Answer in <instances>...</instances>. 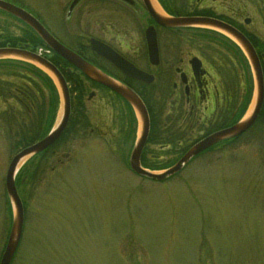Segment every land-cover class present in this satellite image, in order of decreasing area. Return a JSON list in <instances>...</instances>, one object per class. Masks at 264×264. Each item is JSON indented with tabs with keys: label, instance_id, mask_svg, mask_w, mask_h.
I'll list each match as a JSON object with an SVG mask.
<instances>
[{
	"label": "flooded vegetation",
	"instance_id": "af4514ba",
	"mask_svg": "<svg viewBox=\"0 0 264 264\" xmlns=\"http://www.w3.org/2000/svg\"><path fill=\"white\" fill-rule=\"evenodd\" d=\"M2 1L31 15L60 45L138 97L149 120V133L139 155L141 168L172 167L195 144L228 129L235 124L233 120H240L244 115L245 98L249 96L252 100L256 96L249 64L234 39L210 28L167 29L154 20L152 13L161 12L171 18L212 20L236 31L258 59L264 90V0H256L263 8L259 10L260 21L250 17L246 0H81L69 13L74 1L70 0L65 18H74L73 34L65 24L63 9L59 7L54 6L57 27L53 32L38 16L29 13L19 0ZM181 2L186 3L188 16L174 15L172 8ZM0 14L23 26V30L19 31L21 36L5 30L6 35L1 34L0 41L6 38L8 41L0 49H19L31 53L41 51L48 55L46 59L51 65V59L60 58L27 26L9 15ZM84 19H93L92 24L89 25ZM27 35L36 37L42 43L37 40L36 43H22ZM148 36L155 38L158 55L155 66L149 61ZM14 39L21 41L12 43ZM92 40L112 50L136 70L152 77V82L148 84L125 75L92 50ZM214 47L221 56L230 57V62L226 57V63ZM55 68L69 89V119L61 136L49 148L29 160L32 167L29 175L19 181L23 184L29 182L27 193L35 194L38 183L44 178L62 179L69 163L74 160L85 162L86 155L91 153L102 156L101 153L107 152L109 165L117 163L134 175L130 170V159L138 140V119L132 107L116 93L88 80L70 65L63 68L64 74L61 69ZM229 68L236 72L239 68L244 73L230 77L225 72ZM29 90L36 95V103H39L38 91L24 78L19 80L17 87L6 93L8 96L4 97L1 92L0 122L6 128L4 112L7 106L21 108L24 100L31 108L30 112L27 103L24 104L26 112L37 114L36 100L33 102L27 97ZM40 92L46 97L45 88L42 87ZM9 131L13 137L18 135L15 131ZM49 132L32 145L40 142ZM90 143L91 146H88ZM12 145L17 151L25 148L19 147L17 142ZM249 147L261 153L264 159V91L259 114L244 134L215 145L196 156L191 163L197 161L205 166L211 155L218 154L223 159L230 151Z\"/></svg>",
	"mask_w": 264,
	"mask_h": 264
},
{
	"label": "rangeland",
	"instance_id": "374dc122",
	"mask_svg": "<svg viewBox=\"0 0 264 264\" xmlns=\"http://www.w3.org/2000/svg\"><path fill=\"white\" fill-rule=\"evenodd\" d=\"M19 1L53 32L55 7L63 9L67 28L75 31L74 18H65L70 0ZM260 6L246 0L254 21H260ZM5 30L21 36L23 26L0 14V35ZM237 69L225 72L242 76ZM2 82L12 79L2 72ZM253 106L254 98L247 114ZM15 140L0 122V258L10 228L4 177ZM101 154L69 163L62 179L44 178L35 194L27 193L28 181L17 184L24 223L11 264H264V159L254 148L223 159L211 155L205 166L192 162L162 183L109 165L108 153ZM30 168H23L20 180Z\"/></svg>",
	"mask_w": 264,
	"mask_h": 264
},
{
	"label": "water",
	"instance_id": "95a60500",
	"mask_svg": "<svg viewBox=\"0 0 264 264\" xmlns=\"http://www.w3.org/2000/svg\"><path fill=\"white\" fill-rule=\"evenodd\" d=\"M81 0H74L69 8V13L75 8L78 2ZM0 11L4 12L28 26L41 40L42 42L51 48L61 59L66 61L69 65L74 67L80 73H82L90 81L98 83L105 88L113 91L118 96L123 98L137 113L140 121V139L131 154L130 169L137 175L144 179L152 182L160 183L178 174L193 158L200 153L219 144L223 141L236 138L246 132L255 122L260 108L263 103V83L261 69L259 66L258 59L250 48L248 43L233 29L225 26L224 24L216 21L199 19V18H170L160 13H152L154 20L162 27L168 29H185V28H210L217 30L230 38L234 39L239 46L242 48L248 63L250 65L252 75L255 82V103L248 115H246L241 121L233 125L232 127L216 132L199 143L195 144L189 149L183 157L171 168L163 172H150L141 168L139 164V155L146 141L149 121L146 110L138 99L130 90L118 85L113 80L108 78L99 72L89 63L82 60L80 57L69 51L67 48L60 45L42 26L39 22L34 19L31 15L25 11L8 4L0 0ZM92 50L106 59L108 62L113 64L117 69L123 72L125 75L150 84L152 77L136 70L131 64L126 62L120 56L115 54L109 48L98 44L96 41H91ZM148 47H149V61L151 65L155 66L158 64V55L155 45L154 36H148ZM6 60H18L23 61L34 66L39 67L44 72L51 75L58 87L59 94L61 97V117L59 123L50 131V133L43 138L40 142L27 147L19 151L10 161V164L6 171L5 176V192L11 206L12 222L9 231V236L5 245V249L0 259V264H11L13 257L17 251L23 230V205L18 196L15 187V176L19 170V166L23 160H27L34 157L47 148H49L63 133L70 114V99L67 85L58 72V70L49 63L46 59L39 57L38 55L28 52L26 50L19 49H0V61Z\"/></svg>",
	"mask_w": 264,
	"mask_h": 264
},
{
	"label": "trees",
	"instance_id": "16d2710c",
	"mask_svg": "<svg viewBox=\"0 0 264 264\" xmlns=\"http://www.w3.org/2000/svg\"><path fill=\"white\" fill-rule=\"evenodd\" d=\"M165 8L167 9L168 7L165 5ZM172 9H173L172 11H174V15L188 16V7L185 2L184 3L181 2L179 5L175 6ZM1 38L2 37H0V39ZM6 39L3 42L0 41V47H4V44L7 43L8 40L6 41ZM36 40L39 43L41 42L36 37L27 35L24 36V40H22V43H36L35 42ZM19 41L21 40L14 39L12 40V43H17ZM50 62L55 67L61 69V72H63V74H64L63 68L69 66L66 62H64L58 57L51 59ZM2 72L7 73L8 77H11L12 83H7V82L0 83V95L4 94L5 95L4 97L8 96L6 95V93L12 90L13 88L17 87L19 84V80L24 78L28 80L31 87H34V89L38 91V95L41 98L40 102L36 103L37 100L34 97L36 95L30 92L31 90L28 91L27 97H29V99H32L33 102L36 100L35 101V106H36L35 111L37 112L36 115H34L33 112L30 114L26 112V107L24 106V104H26L27 102H25L24 100L23 103L21 104V108H14V107L12 108L7 106L8 108H6V111L4 112V115H6L7 118L5 119L7 124V129L18 133V135H15V137H13L17 140L16 141L17 145H19V147H27L29 145H32V143L37 139L44 137L51 129L55 121L58 110V105H59L58 95L52 81L46 75H44L43 73H41L40 71H38L37 69L31 66L28 65L23 66V64L13 61H0V74ZM40 85L41 87L45 88L47 92L46 97L43 96V94L40 92L41 89ZM1 92L3 94H1ZM249 102L250 99L249 96H247V98H245V103L243 106V114L245 113ZM26 106L31 112L29 103H27ZM32 116H36V117H32ZM237 121L238 119H235L233 120V123H236ZM148 169H151L153 171H158L164 168L148 167ZM25 178L27 177H23L22 179ZM17 179L18 181L22 180V179L20 180V175L19 177H17Z\"/></svg>",
	"mask_w": 264,
	"mask_h": 264
},
{
	"label": "bare ground",
	"instance_id": "6f19581e",
	"mask_svg": "<svg viewBox=\"0 0 264 264\" xmlns=\"http://www.w3.org/2000/svg\"><path fill=\"white\" fill-rule=\"evenodd\" d=\"M154 6H155V8H157V6L155 4H154ZM24 162H25V160H23L20 165H22Z\"/></svg>",
	"mask_w": 264,
	"mask_h": 264
}]
</instances>
